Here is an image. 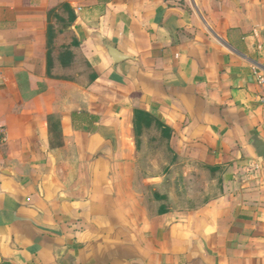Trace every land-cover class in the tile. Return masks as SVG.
I'll use <instances>...</instances> for the list:
<instances>
[{"label":"crops","instance_id":"1","mask_svg":"<svg viewBox=\"0 0 264 264\" xmlns=\"http://www.w3.org/2000/svg\"><path fill=\"white\" fill-rule=\"evenodd\" d=\"M59 26L88 80L50 73ZM263 69L264 0H0V264H264ZM140 113L206 166L198 209L121 214Z\"/></svg>","mask_w":264,"mask_h":264},{"label":"rangeland","instance_id":"2","mask_svg":"<svg viewBox=\"0 0 264 264\" xmlns=\"http://www.w3.org/2000/svg\"><path fill=\"white\" fill-rule=\"evenodd\" d=\"M55 30L50 50V73L55 76L84 80L91 77L90 68L72 48L71 37ZM72 59V62L70 61ZM138 158L133 167L132 181L126 192L116 197L121 214L133 209L145 214H161L169 209L195 210L209 197L204 188L209 179L206 166L194 158L193 148L153 116L136 114L132 121Z\"/></svg>","mask_w":264,"mask_h":264},{"label":"water","instance_id":"3","mask_svg":"<svg viewBox=\"0 0 264 264\" xmlns=\"http://www.w3.org/2000/svg\"><path fill=\"white\" fill-rule=\"evenodd\" d=\"M251 145L256 150L258 159L262 161L264 159V141L258 137H252Z\"/></svg>","mask_w":264,"mask_h":264},{"label":"trees","instance_id":"4","mask_svg":"<svg viewBox=\"0 0 264 264\" xmlns=\"http://www.w3.org/2000/svg\"><path fill=\"white\" fill-rule=\"evenodd\" d=\"M48 124H50V126L53 128L55 134H59L60 132L58 131L59 129V121L54 119L53 117H48Z\"/></svg>","mask_w":264,"mask_h":264},{"label":"built area","instance_id":"5","mask_svg":"<svg viewBox=\"0 0 264 264\" xmlns=\"http://www.w3.org/2000/svg\"><path fill=\"white\" fill-rule=\"evenodd\" d=\"M257 78L260 83H264V69L262 71V74H258ZM2 140H4V134L2 130L0 129V141Z\"/></svg>","mask_w":264,"mask_h":264}]
</instances>
